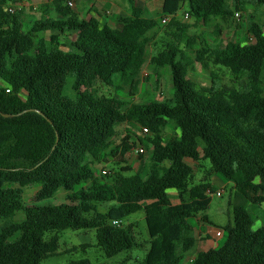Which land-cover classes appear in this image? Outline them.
<instances>
[{"label": "trees", "instance_id": "1", "mask_svg": "<svg viewBox=\"0 0 264 264\" xmlns=\"http://www.w3.org/2000/svg\"><path fill=\"white\" fill-rule=\"evenodd\" d=\"M16 1L0 0V264H41L57 254L58 233L65 230H93L95 246L115 257L139 246L134 226L124 224L138 212L149 236L142 264H180L195 245L189 219L205 211L214 194L205 180L192 185L188 160L208 161L234 192L226 242L188 264H207L212 255L217 264H264V227H255L244 205L264 203V12L263 21L248 16L252 43L212 47L204 37L189 36V28L227 21L244 12L246 0H162L170 30L149 64L169 75L172 94L138 105L133 100L157 32L129 37L93 17L81 19L68 0H53L50 15L24 24L22 11H4ZM185 2L191 26L176 18ZM251 2L257 11L264 7V0ZM128 4L131 15L141 17L135 1ZM194 63L224 68L240 84L216 86L212 75L211 86L199 88L189 76ZM99 83L127 88V98L95 95ZM124 124L146 130L150 164L143 174L120 154L124 140L116 139ZM169 127L176 134L166 139ZM93 152L109 157L115 169L97 177ZM33 187L37 201L63 191L65 202L42 207L39 220L14 222L25 210L24 190ZM170 190L178 204L171 203Z\"/></svg>", "mask_w": 264, "mask_h": 264}, {"label": "rangeland", "instance_id": "2", "mask_svg": "<svg viewBox=\"0 0 264 264\" xmlns=\"http://www.w3.org/2000/svg\"><path fill=\"white\" fill-rule=\"evenodd\" d=\"M74 4L73 10L76 11L82 19H87L90 17H97V0H71ZM53 0H27L25 7L22 10V20L24 24H29L33 21H38L50 15L51 6ZM250 9H245L242 16V19L238 22L234 18H229L227 21H223L219 18L211 19L206 25H198V27H190L188 30L189 36H199L206 38L210 46L215 45H225L227 42H233L238 44H248L252 43V40L249 39V33L247 31L248 16L249 13L254 15L255 18L259 21H263L262 13L264 12V7L260 11L255 9L254 4L251 0H248ZM188 11V4L185 2L181 9L178 11L177 21L185 25H193L194 20L189 16L188 20L184 19L185 12ZM169 23L167 25H159L157 28V34L159 37L154 39L151 44L147 47L146 61L141 74H140V84L139 91L133 102L135 104H147L149 102H162L167 98L171 97L172 90L170 84L169 75L166 72L154 71L153 67L149 64V61L152 56H157L160 53L161 37L164 32H168ZM43 34V33H42ZM41 34V35H42ZM149 36L151 33L137 32L132 36L140 35ZM45 36L49 33L43 34ZM198 48V44L195 46ZM212 75L215 77L214 81L216 86L227 87V88H236L240 81L232 78L230 73L222 68H210L204 70L200 67L199 64L194 63L190 67L189 76L190 79L197 85L199 88H208L211 86ZM70 80L67 81L65 86V94L67 96L71 95L70 92ZM127 88L120 90H114L102 84H97L92 92L95 95H112L116 98L123 100L127 98ZM176 133H174L171 127L167 128L164 137L166 139L172 138ZM147 137L145 133L142 132L141 128L131 125H121L118 128V137L116 143H119L121 139L124 140L123 143H126L123 148L122 157L124 160L133 168L134 172L143 174L148 165L149 161V152L145 146L143 139ZM134 146L136 149L143 148L145 150L144 156L139 154L132 155L131 149H127V146ZM132 155V156H131ZM131 157V158H130ZM90 161L92 162V169L97 177L103 176V170L110 173L115 169L112 160L109 157H102L98 155L97 152H93L90 155ZM188 163L192 164L193 175H192V185H197L209 176L210 172V163L208 161H200L196 163L195 161L188 160ZM259 182V179H256ZM214 191H219L221 196H217L216 192L210 196V203L208 208L195 215L194 217L202 219L206 217L214 227L224 228L226 225H232V210L230 203L233 202L234 192L231 190L233 184L229 183L228 187H222L221 184L213 182ZM37 189L35 187L28 188L24 190V202L25 210L16 213L13 221L16 223L22 221H35L41 218V208L44 206L50 205H59L65 202L66 193L59 191L53 198L37 201L35 199ZM174 190L168 191V196L174 198ZM233 197V198H232ZM244 205L249 208L255 223L257 214V207H253L248 202H245ZM259 208V207H258ZM260 214H262L261 210ZM191 222L194 223V220L191 219ZM132 224L134 227L132 229V235L139 244L138 247H135L127 252L118 254L112 258H106L103 252L95 246V233L93 230H65L58 233L59 236V249L56 255L50 256L44 259L41 264H67L71 261H78L81 259H88L91 264H142L144 254L148 249L149 236L147 233L146 225L144 222V217L142 212L135 213L128 217L124 223ZM255 227H257L255 225ZM228 234L225 232L224 239L221 240L220 246L226 242ZM48 235L46 236V238ZM83 247V248H82ZM189 258L185 259L180 264H188ZM213 260L210 261V264Z\"/></svg>", "mask_w": 264, "mask_h": 264}, {"label": "crops", "instance_id": "3", "mask_svg": "<svg viewBox=\"0 0 264 264\" xmlns=\"http://www.w3.org/2000/svg\"><path fill=\"white\" fill-rule=\"evenodd\" d=\"M134 1L136 7L141 9L143 12L141 17L139 18H135L131 15L128 0H97V17H93V18L97 19L101 23H105L109 25L112 28L122 30L129 37H135L132 35L140 31L143 33L149 32L151 33V35H153L157 32V28L159 27V25H161L162 18L164 17L171 18V16L163 15L162 0H134ZM73 6L71 7L72 10H73ZM249 7L250 5L248 4V0H246L245 9H248L249 11V9L251 8ZM50 8H51L50 10L52 11V6ZM74 12L80 17V15L76 11ZM249 15H251V13H249ZM176 18H178V13ZM158 37L159 34H157L154 39H157ZM125 145L126 143L122 144L120 148V154H122ZM127 149H131L132 155L133 152L134 154H136L137 149L134 146L129 145L127 146ZM188 164L192 166V164L190 163ZM132 169L134 170V167ZM208 174L209 176H207V178H204V180L210 183L213 191H214L212 185L213 182L221 184L222 187H228L229 183H232L231 181L227 180L220 174L214 172ZM255 183L257 184L259 182L255 181ZM214 192L220 193L219 191L218 192L214 191ZM170 199L172 204L174 205L178 204L176 193H174V198H170ZM258 210H261L262 214H260V211L258 212ZM256 211L258 215L256 216L255 225L257 227H264V203L259 208H257ZM191 219L194 220V223L191 222ZM189 224L193 228V234L195 238L194 247L186 254V257L189 258V260H192L195 257V255L199 252H207V251L215 252L221 247L220 242L221 240L224 239L225 236L224 228L214 227L213 224H211V222L206 217H203L202 219L192 217L189 219ZM211 260H213L212 261L213 264H217V259L214 255L211 256L207 264H210Z\"/></svg>", "mask_w": 264, "mask_h": 264}, {"label": "built area", "instance_id": "4", "mask_svg": "<svg viewBox=\"0 0 264 264\" xmlns=\"http://www.w3.org/2000/svg\"><path fill=\"white\" fill-rule=\"evenodd\" d=\"M27 0H18L14 3H8L5 8H4V11H6L7 13L9 14H16L20 11L23 10L24 8V5L26 3ZM67 5L71 8L73 6V3L71 1H68L67 2ZM242 16H243V13L241 11H236L234 13V16L233 18L236 20V21H240L242 19ZM184 19L185 20H188L189 19V15L187 13L184 14ZM171 20V18H167V17H164L161 19V24L163 25H167L169 23V21ZM251 37V36H250ZM249 37V39H250ZM142 132L143 133H146V130L145 129H142ZM136 153L141 155V156H144L145 154V150L143 148H140V149H137L136 150ZM102 174H105V170L101 171ZM217 196H220V193H216ZM112 224L114 226H119L120 225V222H117V221H113Z\"/></svg>", "mask_w": 264, "mask_h": 264}, {"label": "water", "instance_id": "5", "mask_svg": "<svg viewBox=\"0 0 264 264\" xmlns=\"http://www.w3.org/2000/svg\"><path fill=\"white\" fill-rule=\"evenodd\" d=\"M4 118H8V117H10L9 115H6V114H3L2 115Z\"/></svg>", "mask_w": 264, "mask_h": 264}]
</instances>
